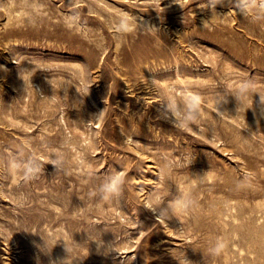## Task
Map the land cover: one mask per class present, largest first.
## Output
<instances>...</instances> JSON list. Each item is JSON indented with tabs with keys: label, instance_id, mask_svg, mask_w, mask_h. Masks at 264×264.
I'll list each match as a JSON object with an SVG mask.
<instances>
[{
	"label": "rangeland",
	"instance_id": "obj_1",
	"mask_svg": "<svg viewBox=\"0 0 264 264\" xmlns=\"http://www.w3.org/2000/svg\"><path fill=\"white\" fill-rule=\"evenodd\" d=\"M0 264H264V0H0Z\"/></svg>",
	"mask_w": 264,
	"mask_h": 264
},
{
	"label": "clouds",
	"instance_id": "obj_2",
	"mask_svg": "<svg viewBox=\"0 0 264 264\" xmlns=\"http://www.w3.org/2000/svg\"><path fill=\"white\" fill-rule=\"evenodd\" d=\"M217 2H219V0H217ZM125 30H131V25L130 23L125 25ZM246 87V86H245Z\"/></svg>",
	"mask_w": 264,
	"mask_h": 264
}]
</instances>
